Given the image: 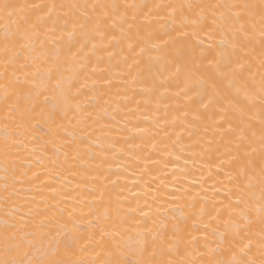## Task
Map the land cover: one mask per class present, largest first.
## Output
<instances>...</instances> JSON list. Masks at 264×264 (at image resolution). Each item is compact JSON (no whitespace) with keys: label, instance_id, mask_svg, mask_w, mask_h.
<instances>
[{"label":"snow or ice","instance_id":"6c2138e0","mask_svg":"<svg viewBox=\"0 0 264 264\" xmlns=\"http://www.w3.org/2000/svg\"><path fill=\"white\" fill-rule=\"evenodd\" d=\"M121 42L131 83L164 110L144 122L166 125V101L182 97L172 123L190 145L138 125L148 140L135 156L109 143L105 119L140 112L131 95L110 112L98 91L96 53ZM145 57L157 69L148 77ZM133 160L143 166L129 186ZM170 165L171 201L133 205L126 193L141 183L166 192L153 173ZM21 254L26 264H264V0H0V264Z\"/></svg>","mask_w":264,"mask_h":264},{"label":"bare ground","instance_id":"6f19581e","mask_svg":"<svg viewBox=\"0 0 264 264\" xmlns=\"http://www.w3.org/2000/svg\"><path fill=\"white\" fill-rule=\"evenodd\" d=\"M14 2L22 4L25 2H29V0H14ZM58 2H71V0H58ZM79 2L95 3L97 2V0H79ZM100 2L109 3V2H113V0H100ZM116 2L153 3V2H160V0H116ZM205 2H220V0H205ZM121 48L125 49L123 53L121 52ZM109 54H111V56ZM126 54H127V48L125 42H121L120 44H112L111 46L103 48L96 53V55L101 58L98 64V68L104 70L97 73L96 78L101 82L100 85H98V91L100 93H104L105 94L104 99L110 102L111 105L109 108L110 112L113 108L116 107L117 103L120 104L121 109H124L125 102L121 101V97L125 95L134 96L133 102L127 104V107L132 109L133 111L137 107L136 102L140 103V112L134 111L133 115H128L126 114L125 111H121L119 113H113V115H115V120H113L111 117H107L105 119L104 123L115 125V127L112 129L111 132L112 140L109 141V143H116L117 148L123 147L125 148L126 151L131 150L133 156H135L139 152V149L136 148L135 146L141 145L142 139L144 142H147L148 140L147 134H145L142 137L140 133L131 131L134 128V126L138 125L140 128L151 129L152 133L155 134V139L157 141L170 143L171 141L176 140L177 135H179L180 139L183 141L185 145H190L192 141L188 138V133L187 131H185L184 126L179 122H177L176 124L172 123L174 117L180 115L183 110L184 101L182 97L181 98L173 97L172 99L166 101V103H169L170 105L167 116L168 123L166 125L164 124L163 119L159 121L161 125L159 128L153 127L151 122L148 123L144 122L146 116H151L155 118L157 115H159L160 117H163L164 110L161 108L159 113H157L154 101L148 103L147 106L145 105V101H148L150 98L147 95H142L140 93L139 84L131 83L132 75H135L136 69L135 68L132 69L131 74H129L123 60V56ZM140 68L143 71L144 77H148L150 73H154L157 71L155 67H149V61L147 57H145L142 60ZM109 79L111 80V84L110 85L105 84V81ZM177 83L178 81L171 80L166 84V87L171 90V93L174 94L175 92L179 91V88L177 87ZM161 91H164V89H161ZM87 110L91 111V108H88ZM69 119H71V117H69ZM121 120L131 121V122L128 123L127 127L125 128L123 125L116 123L117 121H121ZM73 123H75V121H73ZM196 127H197V135H204L203 127H201L200 125H197ZM165 133L168 134L167 137H165ZM207 139L209 140L213 139L211 128L208 129ZM216 139L219 140V137L217 136ZM190 151H192V149L185 147L183 152V156L185 159L189 157ZM48 155H51V153H49ZM153 158L155 159L156 157ZM61 159H63V157H61ZM172 159H174V157H172ZM121 163H123V161H121ZM131 163L132 166L128 169L127 172L128 175L127 183L129 186H131L136 181V177L133 176L132 173L136 171L138 168L143 166L140 161L133 160ZM199 163L202 165L204 162L200 161ZM68 164L71 165L72 161L69 160ZM44 167H50L49 161L47 159L44 160L43 166L35 169V171L40 174L41 180L48 179L43 175ZM115 170L116 169L114 167L113 171ZM193 171L195 172V169ZM225 171H227V169H225ZM156 175H160V179L165 180L167 185L166 192L164 191L163 188H158V184H159L158 180L155 179L151 180L147 186L141 183L139 187H133L130 193H126V195H128L129 200L132 202L133 205L135 204L136 200H139V203L141 205H143L145 201H147L148 205L152 206L154 196L157 197V201H156L157 204L161 203V199H160L161 197H163L164 200L171 201L170 193L174 191V178L171 175V165L167 170L164 171L163 174L154 172L153 177H155ZM196 175H199V173L197 172ZM205 175H207V173H205ZM69 179H71L70 176ZM219 179L223 180L224 176L221 175ZM191 180L192 177L189 176L186 182L191 183ZM212 183H213L212 180L208 181L209 185ZM217 187H219V185H217ZM220 198L222 197H218V199ZM127 206L128 205H125V207ZM147 210H148L147 208L144 209V211ZM10 258L13 259L14 264L16 259H23L25 260V264H26L27 259L30 257H25L23 256V254H21L20 256H14Z\"/></svg>","mask_w":264,"mask_h":264}]
</instances>
